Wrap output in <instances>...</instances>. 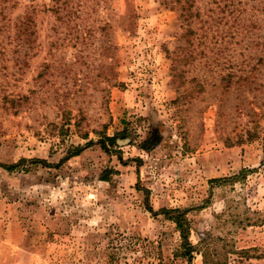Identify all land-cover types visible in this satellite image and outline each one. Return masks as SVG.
<instances>
[{
	"label": "rangeland",
	"instance_id": "1",
	"mask_svg": "<svg viewBox=\"0 0 264 264\" xmlns=\"http://www.w3.org/2000/svg\"><path fill=\"white\" fill-rule=\"evenodd\" d=\"M186 1L0 0V264H264V0Z\"/></svg>",
	"mask_w": 264,
	"mask_h": 264
},
{
	"label": "trees",
	"instance_id": "2",
	"mask_svg": "<svg viewBox=\"0 0 264 264\" xmlns=\"http://www.w3.org/2000/svg\"><path fill=\"white\" fill-rule=\"evenodd\" d=\"M186 3L189 4L190 0L186 1ZM191 8H192L191 6H189V7L183 6L182 7V11L186 12L185 14L182 15V17L187 22L189 21V19L192 16ZM243 81L248 83L249 79L247 80L246 77H245L243 79ZM116 141H117V137H115V136L114 137L103 136L99 140V143L102 146V148L107 152L108 151L107 150L108 145L115 146L116 145ZM82 151H83V148H77L76 151L74 152V155L77 156ZM263 153H264V150H263ZM25 161L26 160H21L19 163L13 164V165H6V164H1L0 163V167L5 169L6 171L12 172V171L16 170L21 165V163H23ZM35 163H41L43 165H48L47 162H44L43 160H37V161H35ZM262 163L264 164V157H263ZM248 172H250V170L243 169L239 175H235V176H233V177H231L229 179H224V180H220V179L212 180V182L224 183V182H229V181H235V180L240 179V178L243 179V178L246 177ZM150 211L153 212L156 215V212H154L152 210V208H150ZM161 214H163L164 216H166L168 219L172 220L176 224V228H177V230L180 233V237H181V241H182V245H181L182 252H181V255L183 257L187 258L188 261L190 262L191 259H192L193 253L196 251V248L190 242V230H191L190 227L191 226H190L189 221L186 218V212H181L179 210H166V209H164V210L161 211ZM204 258H205V264H215L214 262L211 261V256H209L207 253L204 254Z\"/></svg>",
	"mask_w": 264,
	"mask_h": 264
}]
</instances>
